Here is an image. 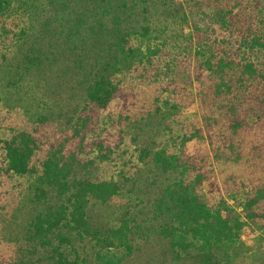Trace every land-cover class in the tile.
<instances>
[{"label": "trees", "instance_id": "1", "mask_svg": "<svg viewBox=\"0 0 264 264\" xmlns=\"http://www.w3.org/2000/svg\"><path fill=\"white\" fill-rule=\"evenodd\" d=\"M28 79L56 109L79 96L52 135ZM153 118L159 144L127 155ZM120 152V173L145 170L141 206L105 224L93 204L134 180L83 170ZM14 200V264H131L151 237L171 264H231L264 220V0H0V213Z\"/></svg>", "mask_w": 264, "mask_h": 264}, {"label": "rangeland", "instance_id": "2", "mask_svg": "<svg viewBox=\"0 0 264 264\" xmlns=\"http://www.w3.org/2000/svg\"><path fill=\"white\" fill-rule=\"evenodd\" d=\"M56 85L58 86V89L62 88V86L59 85L58 82H56ZM25 89L26 91L30 92L27 93L28 97L24 99V102L22 104L26 105L25 108L27 106L31 109H33V107L36 108L37 103H39V108H43L46 106L54 109V101L57 100L54 95H52V97L50 96L51 98L45 96L46 92L44 90H47L46 85H42L41 87H39L34 83L33 79H28L25 85ZM61 93L62 94L59 98H62L63 100L59 101V103L62 107L59 106L56 109L55 106V110H53L52 112V121H50L51 127L48 135H50V133L51 135L53 133H56L59 130L61 123L63 122V120H61V118L57 116L56 112L68 110L70 105H74L80 100L78 95L73 96L71 92L69 93V90H66V88L64 87L62 88ZM31 104H33V107L31 106ZM23 110L24 107L21 108V111L24 113ZM45 113H47V111H45ZM168 124L169 123L163 122V120L160 118H153L149 123L142 125L143 128L141 129L145 130L131 129L129 131V135L126 138L125 144V149L128 151L127 155H130L131 152L137 149V147L143 148L151 143L152 146L156 145L157 143L159 144L162 136L168 129ZM136 133H139L140 136L138 135L137 140L134 141ZM194 147L195 144L192 142L187 146V150L191 152ZM123 153H119L123 156H119V158H116L115 162H96L93 166L83 170V174L85 176H88L92 180L96 181L107 179L112 176L116 177L118 175H121L122 173L130 176L131 180H134V184H127L125 188L127 190H123L121 192V195L116 196L109 203L104 205L93 204V215H95L96 220L101 221L105 224H115L125 208L138 210L139 206H141L140 193L138 192V190L140 188L139 185H141L142 181H138V179H143V173L145 170L141 166L137 168V166L134 165V168L131 169L130 172L126 169H122V173H120V165L123 161V157L126 156L125 160L127 159V155H124L125 153ZM94 156V154L90 156L84 155V160ZM138 169H141L142 171L139 172L140 170ZM136 172L139 173L136 174ZM7 204L9 206H7L0 213V264H14L15 261H17L16 257H18V255L20 254L18 248L20 243L14 244L8 243V241L13 234H15L14 236H16V231L18 230L17 224H23L26 219V215L24 216L23 212H19L16 220L18 222L16 224L11 223L8 218L9 214H16L18 211H15V200ZM10 230H15V233L11 234ZM142 246L143 248L136 255L131 264H171L169 263L170 261H165V259L160 256L161 247L163 246V244L157 238L151 237L149 240L144 242ZM229 253L232 256L231 264H264V220L262 218H258L256 220L249 221L248 226L246 230L241 234L240 239L230 247Z\"/></svg>", "mask_w": 264, "mask_h": 264}]
</instances>
